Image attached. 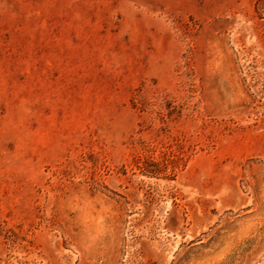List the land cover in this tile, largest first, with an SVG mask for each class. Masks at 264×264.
<instances>
[{
	"label": "rangeland",
	"instance_id": "374dc122",
	"mask_svg": "<svg viewBox=\"0 0 264 264\" xmlns=\"http://www.w3.org/2000/svg\"><path fill=\"white\" fill-rule=\"evenodd\" d=\"M0 264H264V0H0Z\"/></svg>",
	"mask_w": 264,
	"mask_h": 264
}]
</instances>
